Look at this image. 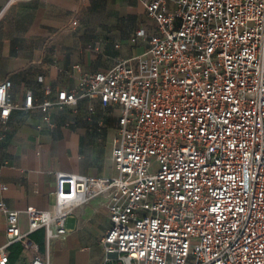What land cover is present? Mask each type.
I'll return each mask as SVG.
<instances>
[{
    "label": "built area",
    "instance_id": "1",
    "mask_svg": "<svg viewBox=\"0 0 264 264\" xmlns=\"http://www.w3.org/2000/svg\"><path fill=\"white\" fill-rule=\"evenodd\" d=\"M141 1L156 26L132 37L146 38L143 52L55 95L42 75L22 100L12 79L0 81V140L15 109H39L43 129L53 108L88 97L90 113L99 103L115 121L117 169L59 174L55 204L27 208L26 230L0 198V264L15 242L29 251L27 264H49L50 241L67 235V216L101 192L111 219L103 264H264V0ZM40 228L45 252L32 237Z\"/></svg>",
    "mask_w": 264,
    "mask_h": 264
},
{
    "label": "crops",
    "instance_id": "2",
    "mask_svg": "<svg viewBox=\"0 0 264 264\" xmlns=\"http://www.w3.org/2000/svg\"><path fill=\"white\" fill-rule=\"evenodd\" d=\"M172 6V5H171ZM77 23H74V21ZM143 27L156 30L141 0H0V81H13L11 93L22 100L42 75L55 95L77 86L82 75L107 69L115 60L139 54L146 38L132 40ZM37 98H43L35 90ZM90 99L52 110V126L39 129V109H15L8 132L0 140V198L19 211L28 228L29 207L49 208L56 202L59 174L111 176L116 124L99 103L89 112ZM7 185L2 190L1 186ZM109 194L101 192L67 216L65 237H53L49 264H103L101 243L110 224ZM32 237L45 252L44 230ZM7 243L6 213L0 209V246ZM7 264H27L29 251L18 242L7 245Z\"/></svg>",
    "mask_w": 264,
    "mask_h": 264
}]
</instances>
